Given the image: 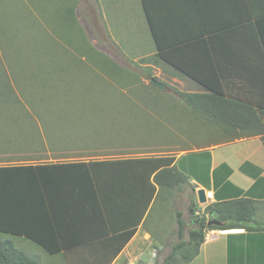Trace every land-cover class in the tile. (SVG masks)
I'll use <instances>...</instances> for the list:
<instances>
[{
  "label": "trees",
  "instance_id": "trees-1",
  "mask_svg": "<svg viewBox=\"0 0 264 264\" xmlns=\"http://www.w3.org/2000/svg\"><path fill=\"white\" fill-rule=\"evenodd\" d=\"M151 1L154 0H140L155 46V53L149 60L151 63L146 65L149 87L154 91L155 87L150 83V79H158L150 75L151 67H160L167 74L168 65L173 67L177 77H181L180 74L186 76L187 73L174 65L172 48H167L166 40L160 38V34L167 35V32L158 30V26L154 24ZM64 10H58L56 16L61 15L57 16L58 22L67 28L71 17H75V8ZM262 19L264 17L259 16L255 20V29L264 47ZM47 37L46 59L40 61L38 56L31 60L27 59L26 66L32 65L26 74H22L24 73L21 71L22 67L17 63L15 69L20 68L16 73L11 68L13 82L7 80L6 85L0 88V97L3 99L18 97L15 95L16 88L26 105L24 116L26 122L18 125L16 121L11 120L8 129L14 128L15 125V128L25 125L24 131L28 136L25 141L21 140V143L23 141L25 144L23 149L28 146L31 150L35 141L40 151L38 156L25 158L23 161L26 162L25 164L0 166V218L3 216L5 207V195L10 202L11 195L14 196L25 184L31 183L38 186L37 190L49 214L52 207L51 194L62 192L60 187L66 188V184H69L68 192L82 191L86 204L97 203L98 206H102L103 217L108 218L105 214L106 207L111 211L109 214L111 217L121 214L116 207H121L125 203V208L131 210L130 214L133 213V218H140V220L155 197L156 208L164 211L171 203L170 201L173 202L177 192L188 188L193 195L188 206L192 226L187 232L188 239L182 240L184 223L180 213L176 212L177 242L171 246L170 253L159 264L190 263L199 254L200 246L205 241L208 230L264 231V221H256L254 217L257 210V202L254 200L237 198L213 202L203 209L197 205L195 186L190 183L187 175L173 165L175 155L189 149L181 148L175 151L177 153L163 154L161 152L164 151L159 150L165 144L164 142L158 143L156 148L147 144L148 137L152 139L154 134V137L164 139L166 122L165 113L161 112L159 117L152 114L154 105L149 103L148 99L153 92L145 91L146 86L140 84L136 92L134 89L129 90L130 96L132 92L137 100L140 97L143 99L141 109H137V104L131 98L127 99L123 93L119 94L121 99L113 105L107 103V91L120 88L117 84L113 85L111 80L122 82L130 77H138V74L108 60L92 58L89 62L83 63L73 58L63 60L56 58L60 55H55L51 52L52 49H49L53 47L54 39ZM168 51L171 54V61ZM47 52H50V56ZM191 79L203 88L202 92H182L163 83L169 92L173 91L178 98L171 104L172 107H167V126L170 124L168 120L173 125L179 121L180 127L181 125L190 126L194 131L195 126H207L206 130L214 131L216 136L222 134L219 139L227 136L234 137L236 134H240L237 137L259 136L264 147V122L261 120L263 112L248 102L226 95L221 88L222 85L214 82L210 84L203 78ZM76 80L79 85L87 89L92 88L90 91H94L93 96L84 95L85 97L77 98L76 96L79 93L83 94L84 91L78 93L75 90L73 96L71 92H67V90L74 91L73 86ZM23 81L27 82L29 91L22 86ZM36 86L42 88L37 95L35 94L37 90L32 91ZM59 87L66 88L58 91ZM99 91L104 92L98 93ZM160 117L163 122L160 121ZM138 118H140L139 121ZM151 125L153 126L150 127ZM18 132L21 134L20 130ZM10 134L8 130L6 142L12 141ZM168 136L173 134H168L167 130ZM136 146L144 150H136ZM17 184H22V187L14 192ZM121 187L128 188L127 193L137 191L138 194L136 197L128 194V198H125L121 196ZM126 212L128 211L124 213ZM211 220L221 225L207 226V222ZM136 226L137 224L130 229L113 232L111 237L104 240L89 241L82 244L80 248L103 251L113 248L108 255L111 261L132 237ZM0 233L5 232L0 231ZM21 235L51 254L49 249L40 242L28 238L25 234L18 236ZM0 264H40V261L17 248L11 240L0 238Z\"/></svg>",
  "mask_w": 264,
  "mask_h": 264
},
{
  "label": "crops",
  "instance_id": "crops-1",
  "mask_svg": "<svg viewBox=\"0 0 264 264\" xmlns=\"http://www.w3.org/2000/svg\"><path fill=\"white\" fill-rule=\"evenodd\" d=\"M139 3L143 14L140 0ZM151 4L154 24L167 32L160 34V38L166 40L167 48H172L174 65L187 73L177 77L173 67L167 65V78L179 80L186 92L203 91L191 78L222 85L226 95L263 112L264 122V47L255 29V20L264 17V0H154ZM143 21L148 29L145 17ZM261 23L264 30V19ZM135 38L137 45L140 36ZM148 41L154 54L150 33ZM221 135L207 145L178 152L173 165L188 176L195 191L204 190V205L198 204L195 192L201 209L213 202L248 198L257 202L255 215L260 218L255 220L264 221V147L260 137L236 134L219 139ZM25 163L0 162V166ZM21 185H15L14 192ZM37 188L36 184H25L11 195L10 202L5 195L0 218V231L5 232L0 234L27 254L44 250L19 234L47 247L51 254L44 253L50 264H153L156 251L164 248L167 238L161 240L162 231L153 221L163 218L157 215L160 209L156 208V197L141 220L133 218L125 203L116 207L121 214L112 215L115 217L109 215L111 211L106 207L105 218L102 206L86 204L83 192L70 193L66 184V188L60 187L62 192L51 194L49 214ZM120 189L125 198L138 194L127 193L126 187ZM135 224L134 234L111 261L108 255L113 248H80ZM188 264H264V231L208 230L199 254Z\"/></svg>",
  "mask_w": 264,
  "mask_h": 264
},
{
  "label": "rangeland",
  "instance_id": "rangeland-1",
  "mask_svg": "<svg viewBox=\"0 0 264 264\" xmlns=\"http://www.w3.org/2000/svg\"><path fill=\"white\" fill-rule=\"evenodd\" d=\"M65 8H75V17H71L67 28H64L58 22L59 18L57 16L61 15L56 16L58 10H64ZM143 20L139 0H0V88L6 85L7 80L12 81L11 68L16 73L22 67L21 71L24 72L22 74H26L28 68L31 69L30 66L32 65L27 64L26 66L27 59L31 60L35 56H38L40 61L46 59L47 47L45 46H48L47 36H49L54 39L53 47L49 49H52L51 52L55 55H60L56 58L62 60L73 58L83 63L85 61L89 62L92 58L94 60H108L138 74V77H130L122 82L110 79L113 85L117 84L120 88L117 86L119 90L107 91L108 98L106 101L108 104L113 105L114 102L121 99L119 94L123 93L127 96V99L131 98L137 104V109H141L143 99L140 97L137 100L132 92L130 96L129 90L134 89V92H136L142 84L146 86L145 91L153 92L148 99V102L154 105L151 112L155 117H159L161 112L165 113L166 134H164V139L154 137L155 134L152 136L153 140L148 137L146 142L149 146L156 148L158 143L164 142L165 144L161 146L159 151L168 154L181 148L193 149L214 142L217 136L214 131L206 130L207 126H195L194 131L193 127L190 128V126L181 125L180 127L179 121L173 125L170 120H168L170 124L167 126V107H172L171 104L176 102L178 98L173 91L168 92V94L165 93L167 94L165 95L158 92L159 90L156 88L154 92L149 87L146 65L151 63L149 60L152 58L153 48L148 41L149 31L145 28L146 25ZM138 36H140V40L136 45L134 44L136 42L135 37ZM47 54L49 55L50 52H47ZM17 63L20 67L15 69ZM150 72V75L156 77L161 83H165L175 90L186 92L187 88L182 86L183 83H179V80L167 78V74L160 67L153 66ZM74 85V91L67 90V92L72 93V96L76 91L78 93L84 91L83 94L79 93L80 95L78 94L77 98L84 95L93 96L94 91H90L92 88L87 89L79 85L77 80ZM22 86L26 91H29L26 81L22 82ZM65 88L59 87L58 91ZM41 89V87L36 86L32 91L37 90L35 92L37 95L38 91L41 92ZM102 92L104 91L98 93ZM15 95L18 97L13 99L0 97V162L4 163L24 161L28 156L34 157L40 153L39 145L36 146L35 141L34 144L32 143L33 148L31 150L28 149V146L23 149L25 145L23 141L28 136L24 131L26 129L25 125L22 124V127L19 128H15V125L14 128L9 127L8 129L11 120L18 123L26 122L24 117L26 105L21 93L16 88ZM8 100L9 102H7ZM122 106L125 107V105ZM159 119L163 122L162 117ZM139 120L140 118H138ZM8 130L14 137L10 134L12 141L6 142ZM19 130L21 134L18 132ZM167 130L168 134H173V136L167 137ZM21 140H23L22 143ZM135 149L144 150L139 146H136ZM191 199L192 192L190 189L185 188L183 191L177 192L173 202L168 204L164 211L160 209L161 212L157 213L163 218L153 219L162 231V234H160L161 240L164 241L165 237L167 238L164 248L157 250L153 256L154 263H161L166 255L170 253L171 246L177 242L176 212L180 213V218L184 223L182 240L186 241L188 239L187 232L192 227L188 213ZM255 218H260V216L256 214ZM3 237L4 235L0 234V238ZM157 240L159 239L157 238ZM152 251L151 249L150 255ZM39 252L28 255L38 258L41 264H50L45 258L47 255L44 251ZM138 263L142 264V261Z\"/></svg>",
  "mask_w": 264,
  "mask_h": 264
},
{
  "label": "water",
  "instance_id": "water-1",
  "mask_svg": "<svg viewBox=\"0 0 264 264\" xmlns=\"http://www.w3.org/2000/svg\"><path fill=\"white\" fill-rule=\"evenodd\" d=\"M150 83L160 92L162 93H168L169 89L167 88V86H165L163 83L159 82L158 80L155 79H150ZM196 198H197V202L200 205H204L206 203V198H205V193L203 189H198L196 191ZM211 225H221L219 222L211 220L209 222H207V226H211Z\"/></svg>",
  "mask_w": 264,
  "mask_h": 264
}]
</instances>
